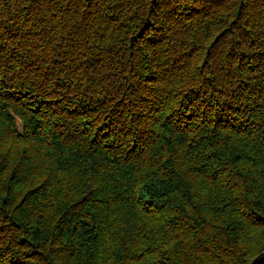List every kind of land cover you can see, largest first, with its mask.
I'll return each instance as SVG.
<instances>
[{
    "label": "trees",
    "instance_id": "16d2710c",
    "mask_svg": "<svg viewBox=\"0 0 264 264\" xmlns=\"http://www.w3.org/2000/svg\"><path fill=\"white\" fill-rule=\"evenodd\" d=\"M0 264H264V0H0Z\"/></svg>",
    "mask_w": 264,
    "mask_h": 264
}]
</instances>
